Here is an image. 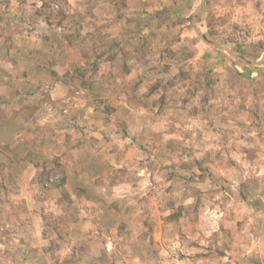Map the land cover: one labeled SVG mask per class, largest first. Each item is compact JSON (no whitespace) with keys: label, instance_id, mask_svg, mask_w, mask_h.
<instances>
[{"label":"rangeland","instance_id":"374dc122","mask_svg":"<svg viewBox=\"0 0 264 264\" xmlns=\"http://www.w3.org/2000/svg\"><path fill=\"white\" fill-rule=\"evenodd\" d=\"M119 5L0 0V264H264V0Z\"/></svg>","mask_w":264,"mask_h":264},{"label":"trees","instance_id":"16d2710c","mask_svg":"<svg viewBox=\"0 0 264 264\" xmlns=\"http://www.w3.org/2000/svg\"><path fill=\"white\" fill-rule=\"evenodd\" d=\"M119 13L123 15V11L126 8L125 5V0H119ZM47 2L44 1L43 2V8H45ZM58 14L60 15V17L62 19H64V14L62 13V10L58 11ZM121 18L120 15H118V18ZM167 56L168 58L170 56H173V54L171 53V51L167 52ZM164 56L161 57V59H163ZM163 66V71L165 73L168 72L169 66L168 65H162ZM248 78L253 79V76L251 75V73H249V75H247ZM187 80H190L189 78V74L187 72H178L177 75H174L172 78L167 79V80H158L155 83L151 84L148 86V95H153L155 93L161 92L162 91V95L160 97V99L158 100V104H162L164 105L165 100L167 98V96L171 93L169 91H171L174 87L177 86H182ZM161 90V91H160ZM158 111H157V115H161L164 112V108H162L160 105H158ZM196 165H198V169L200 170H204L205 168L202 167L203 162H195ZM45 174V172L43 171L42 175ZM201 180L203 179V177L200 178ZM199 200H196L193 204L185 206V207H178L175 210V213L170 214L169 217L166 218L167 222H176L178 221L181 217H188L189 219H191V221H193L196 218V213L198 211L199 208Z\"/></svg>","mask_w":264,"mask_h":264},{"label":"crops","instance_id":"0c3cea01","mask_svg":"<svg viewBox=\"0 0 264 264\" xmlns=\"http://www.w3.org/2000/svg\"><path fill=\"white\" fill-rule=\"evenodd\" d=\"M169 0H167V2H168ZM169 5H170V3H168ZM99 12H101V9H98V13ZM96 15H98V14H96ZM169 16V15H168ZM152 16H150L149 18H151ZM152 19V18H151ZM150 20V19H149ZM263 234H264V232H263ZM261 235V237L260 238H262V240L260 241V238L258 239L259 240V243L262 245V246H264V235ZM261 260H264V253L262 254V256H261Z\"/></svg>","mask_w":264,"mask_h":264}]
</instances>
